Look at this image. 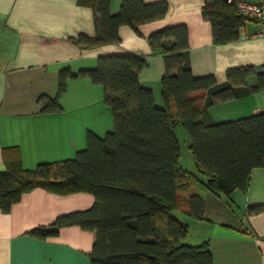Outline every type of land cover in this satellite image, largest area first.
I'll list each match as a JSON object with an SVG mask.
<instances>
[{
    "label": "trees",
    "instance_id": "1",
    "mask_svg": "<svg viewBox=\"0 0 264 264\" xmlns=\"http://www.w3.org/2000/svg\"><path fill=\"white\" fill-rule=\"evenodd\" d=\"M79 2L92 7L95 26L94 36L73 38L82 47L117 43L121 25L140 32V24L168 11L165 0H122L118 12L111 11V0ZM202 14L211 22L216 44L237 39L248 20L228 0H204ZM148 41L164 60V106H157L151 89L140 83L145 56L103 54L93 68H62L56 94L39 96L40 110H61L68 80L88 77L103 85L113 128L103 137L89 132L87 147L72 158L41 162L34 169L23 168L18 157L7 160V170L0 172V208L10 211L37 187L59 194L88 191L95 196L91 207L59 215L30 233L57 235L69 225L93 231L90 264H214L208 241H185L188 224L176 211L202 217L206 190L229 200L235 189L246 188L252 170L264 165V111L217 122L207 110L216 102L264 90V68L230 67L223 83L213 74L195 76L184 23L155 30ZM177 123L189 133L195 170L180 162ZM260 210L264 204L248 207L250 213Z\"/></svg>",
    "mask_w": 264,
    "mask_h": 264
},
{
    "label": "crops",
    "instance_id": "2",
    "mask_svg": "<svg viewBox=\"0 0 264 264\" xmlns=\"http://www.w3.org/2000/svg\"><path fill=\"white\" fill-rule=\"evenodd\" d=\"M121 1L111 0L112 12L119 11ZM165 1L166 15L140 24V32L123 24L119 42L82 47L73 38L80 33L94 36L91 6L79 0H0V172L15 157L25 169L72 158L87 147L89 132L103 137L112 130L113 114L104 100L103 85L88 77L68 80L60 97L61 110H40L39 96L56 94L58 73L64 67L73 72L93 68L103 54L145 56L140 83L151 89L155 104L163 107L164 60L148 41L155 30L187 25L195 76L213 74L223 83L230 67H264V37L256 34L258 26L253 21L240 26L237 39L216 44L211 22L202 14L204 0ZM254 80L250 77L249 83ZM207 110L217 122L264 111V90L216 102ZM175 132L178 137L176 127ZM204 195L202 217L178 214L188 224L185 241H208L214 264H264V210L248 212L249 206L264 204V165L255 167L246 188L235 189L229 200L210 190ZM94 202L95 196L88 191L59 194L37 187L24 193L10 211L0 208V264H90L93 231L79 225L64 226L57 235L47 237L30 231Z\"/></svg>",
    "mask_w": 264,
    "mask_h": 264
},
{
    "label": "built area",
    "instance_id": "3",
    "mask_svg": "<svg viewBox=\"0 0 264 264\" xmlns=\"http://www.w3.org/2000/svg\"><path fill=\"white\" fill-rule=\"evenodd\" d=\"M240 14L258 26L257 35L264 37V0H228ZM264 68V67H263Z\"/></svg>",
    "mask_w": 264,
    "mask_h": 264
},
{
    "label": "rangeland",
    "instance_id": "4",
    "mask_svg": "<svg viewBox=\"0 0 264 264\" xmlns=\"http://www.w3.org/2000/svg\"><path fill=\"white\" fill-rule=\"evenodd\" d=\"M176 130L178 133V137L180 139V146H181V163L187 169H196V164L193 158V154L189 148V137L188 132L181 124L176 125ZM178 214L181 211H176Z\"/></svg>",
    "mask_w": 264,
    "mask_h": 264
}]
</instances>
